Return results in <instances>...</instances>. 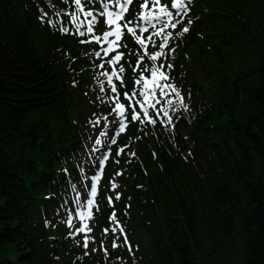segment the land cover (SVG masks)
Returning a JSON list of instances; mask_svg holds the SVG:
<instances>
[{"label": "trees", "instance_id": "trees-1", "mask_svg": "<svg viewBox=\"0 0 264 264\" xmlns=\"http://www.w3.org/2000/svg\"><path fill=\"white\" fill-rule=\"evenodd\" d=\"M77 13L75 0H0V264H264V0H191L168 38L144 34L184 103L170 119L143 116L152 62L123 31L112 95L127 112L97 179L96 254L64 216L115 105L96 101L106 22ZM114 218L136 258L114 247Z\"/></svg>", "mask_w": 264, "mask_h": 264}, {"label": "rangeland", "instance_id": "rangeland-1", "mask_svg": "<svg viewBox=\"0 0 264 264\" xmlns=\"http://www.w3.org/2000/svg\"><path fill=\"white\" fill-rule=\"evenodd\" d=\"M75 1L78 7L79 21L84 19L83 21L91 26L99 24L102 16L105 18L107 26L105 33L102 36L95 34L93 37L101 45L98 54L103 53L105 58L104 68L99 70V75L102 76V84L98 90L96 101H106L111 105H115L112 109V120L109 121L108 117V119H105L107 123L104 125L106 127L99 132L92 144L98 160L96 174L91 176L87 182L77 185L72 209L64 216L65 224L70 228L74 240H77L76 235L79 234L87 253L96 254V244L99 236L92 211L94 196L97 191V179L109 162L111 143L115 135L123 129L125 112H127L125 106L115 104V98L112 95L113 81L119 73L115 66L118 61L117 54L121 53V50L118 51V41L123 31L125 29L129 30L137 38L143 52L147 54L152 62L151 75L141 78L139 82L140 92L134 97L138 98L143 116L147 120L153 121L154 118L160 117V111H163L170 119L179 109L184 107V103L178 88L171 83L169 74L157 60L163 55L164 51L149 52L150 43L142 34V29L149 33L148 39H151V36L154 35L152 39L154 40L155 35L160 34H162L160 35L161 38L164 36L168 38L170 31L179 21L178 16L188 10L191 0H150L136 9H134L133 0H122L121 2L114 0L111 9L106 10L104 6L95 13L86 11L84 5H81L82 0ZM116 7L120 9H116ZM108 65L110 66L109 70ZM99 97L102 99L99 100ZM128 101L132 108L133 99L130 98ZM101 118H105V114ZM72 220H76V222ZM112 229L116 240L114 247L119 245L122 250H127L136 258V255L133 254L134 249L126 225L114 218ZM136 247L143 252V247H139L138 244H136Z\"/></svg>", "mask_w": 264, "mask_h": 264}]
</instances>
